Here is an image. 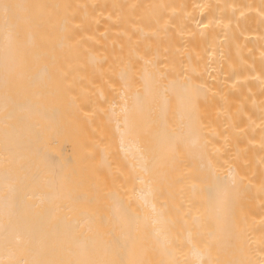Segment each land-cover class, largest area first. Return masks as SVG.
<instances>
[{
  "label": "bare ground",
  "instance_id": "1",
  "mask_svg": "<svg viewBox=\"0 0 264 264\" xmlns=\"http://www.w3.org/2000/svg\"><path fill=\"white\" fill-rule=\"evenodd\" d=\"M21 2L59 6L34 10L43 27L26 38L29 45L51 48L59 37L75 33V39H66L63 47L51 52L56 95L47 98V105L53 122H42L40 148L52 165L83 180L80 191L88 192L95 185L101 197L116 192L129 202L133 189L141 185L124 187L115 178L131 170L133 146L120 147L116 120L110 118L113 105L101 101L115 97L119 102V85L114 81L127 69L130 58H141L137 76L146 60L164 61L149 70L170 72L169 80L184 70L193 85L204 90L196 118L211 140L212 162L221 175L233 169L240 188L235 196V236L225 238V251L236 245L241 250L234 258L259 260L258 249L264 243V0ZM139 88L140 83L132 82V91ZM154 115L165 119L170 129L178 128L180 101L172 93L158 97ZM2 130L0 121V169L4 167ZM22 135L26 138V133ZM197 167L192 154L181 151L161 160L152 181L154 203L167 204L176 221L174 232L188 239L185 229L191 230L195 249L185 247L178 256L181 260L195 259L194 252L204 246L195 238L193 218L207 215L209 194L204 184L192 179ZM28 195L37 211L49 207L44 189L30 190ZM95 208L60 201L56 214L78 217ZM150 243L142 238L129 258L158 262L162 257L151 250ZM217 255L231 258L223 251H214L213 256Z\"/></svg>",
  "mask_w": 264,
  "mask_h": 264
},
{
  "label": "snow or ice",
  "instance_id": "2",
  "mask_svg": "<svg viewBox=\"0 0 264 264\" xmlns=\"http://www.w3.org/2000/svg\"><path fill=\"white\" fill-rule=\"evenodd\" d=\"M58 5H34L21 0H0V121L3 123L4 167L0 169V264H264V243L258 249L259 260L236 259L241 250L232 245L225 251V238L235 236V196L240 191L234 170L221 175L209 151L210 138L196 118L202 88L193 85L184 70L169 80L170 72L150 71L164 63L146 60L135 75L140 57L130 58L118 80L111 104L116 120L120 147L131 148L133 163L127 176L115 179L126 187L137 182L129 202L116 192L103 197L95 185L80 191L83 180L65 175L55 168L47 153L41 151L42 122H53L47 98L56 95L52 87L55 61L51 52L75 39V33L59 37L54 45H29L26 38L41 29L34 10ZM147 56L148 53H145ZM193 76L195 69L192 70ZM184 78L181 79L180 77ZM132 82L141 88L132 91ZM174 94L180 101L182 119L170 129L165 119L154 115L158 97ZM118 104L119 112L116 105ZM264 118V117H262ZM22 133H26V138ZM187 151L198 161V180L208 192L209 211L194 217L195 238L204 246L194 252L195 259L181 260L185 247L195 249L191 230L188 239L175 231L167 204L154 203L152 181L161 160ZM45 190L49 207L37 211L28 201L30 190ZM197 185H192L193 195ZM109 201L107 205L99 203ZM96 206L78 217L57 216V204ZM135 205V207H133ZM190 215V213L186 214ZM162 258L158 262L129 258L142 238ZM225 252L221 259L213 252Z\"/></svg>",
  "mask_w": 264,
  "mask_h": 264
}]
</instances>
